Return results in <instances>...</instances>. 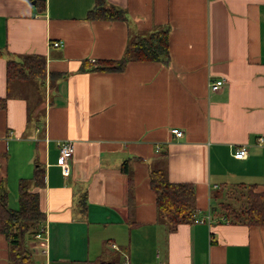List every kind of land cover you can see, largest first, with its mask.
Wrapping results in <instances>:
<instances>
[{
	"label": "crops",
	"instance_id": "0c3cea01",
	"mask_svg": "<svg viewBox=\"0 0 264 264\" xmlns=\"http://www.w3.org/2000/svg\"><path fill=\"white\" fill-rule=\"evenodd\" d=\"M106 1L126 20L88 19L96 0H0V184L13 210L21 180L40 193L45 233L26 243L34 263L264 264V226L209 214L227 188L264 192V0ZM167 27L168 64L87 67ZM26 55L46 59L44 80L9 85L8 62ZM62 141L75 143L68 177ZM156 168L194 184L195 223L168 230L150 186ZM0 264H15L1 233Z\"/></svg>",
	"mask_w": 264,
	"mask_h": 264
},
{
	"label": "trees",
	"instance_id": "16d2710c",
	"mask_svg": "<svg viewBox=\"0 0 264 264\" xmlns=\"http://www.w3.org/2000/svg\"><path fill=\"white\" fill-rule=\"evenodd\" d=\"M90 20L125 21V12L115 6H109L106 0H96L95 7L88 14ZM170 29L162 28L147 36L131 39L125 54L120 60H99L87 67L98 72H123L131 61L157 62L168 64L170 61ZM84 71V69H83ZM46 75V59L39 55L22 56L7 64V80L27 82L43 81ZM7 98H0V110L7 108ZM129 172L128 163L123 167ZM32 182L37 189L45 186V171L39 165L35 168ZM150 186L156 195V207L170 232L180 225L196 222V188L192 183H174L168 177L165 168H156L150 173ZM240 204L222 202L210 211L231 224L247 226H264V192H259L256 185L246 186ZM19 208L9 207V192L0 184V233L5 236L10 247L11 258L16 264H35L30 249L26 246L28 235H37L45 223L46 215L41 210L39 192L31 190L25 180L18 188ZM99 264H117L101 262Z\"/></svg>",
	"mask_w": 264,
	"mask_h": 264
},
{
	"label": "built area",
	"instance_id": "2783aa9c",
	"mask_svg": "<svg viewBox=\"0 0 264 264\" xmlns=\"http://www.w3.org/2000/svg\"><path fill=\"white\" fill-rule=\"evenodd\" d=\"M59 43H56L55 46H59ZM225 85L224 80H217L214 82H211L209 84V87L211 91L216 92L219 91L223 86ZM172 134L175 135L178 138L183 137L184 133L179 129H173ZM263 140L260 139V142ZM59 160H58V166L62 169V173L65 177H68L70 175V166H71V160L75 153V143L73 141H62L59 143ZM249 154V148L248 146H241L239 148H236L234 152V157L238 160H244L248 157ZM209 214L211 215L210 211ZM209 215V219H210ZM45 233L44 227H41L40 231L37 233L36 237L41 238L43 234ZM114 248L117 249L116 245H113Z\"/></svg>",
	"mask_w": 264,
	"mask_h": 264
},
{
	"label": "rangeland",
	"instance_id": "374dc122",
	"mask_svg": "<svg viewBox=\"0 0 264 264\" xmlns=\"http://www.w3.org/2000/svg\"><path fill=\"white\" fill-rule=\"evenodd\" d=\"M226 193L223 196V201L225 203H234L237 206L240 204V201L238 199H241L242 195L245 193V189L241 188V187H231V188H227L226 190H224ZM243 198V197H242ZM18 206L14 209H17ZM25 241L27 243V245H31L30 243H32V241L34 242V239L31 238V235L26 236ZM30 247V246H29ZM36 264H39L38 260H35ZM16 264V262H15Z\"/></svg>",
	"mask_w": 264,
	"mask_h": 264
}]
</instances>
